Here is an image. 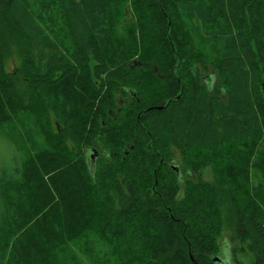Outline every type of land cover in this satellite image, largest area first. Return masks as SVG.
<instances>
[{
  "label": "trees",
  "instance_id": "1",
  "mask_svg": "<svg viewBox=\"0 0 264 264\" xmlns=\"http://www.w3.org/2000/svg\"><path fill=\"white\" fill-rule=\"evenodd\" d=\"M124 1L63 0L67 45L31 0H0V122H13L3 58L14 33L25 44L20 73L49 95L59 130L34 149L7 130L19 159L0 175V232L13 235L0 264H67L55 255L89 230L120 264H228L214 260L224 225L254 236L253 264H264V181L250 182L251 166L264 174V0H142L159 12L157 53L182 58L169 9L197 45L216 49V91L212 76L206 89L182 79L176 59L154 73L156 58L137 66L112 45L106 18ZM224 145L249 151L229 194L201 179L182 189L173 153L214 164Z\"/></svg>",
  "mask_w": 264,
  "mask_h": 264
},
{
  "label": "rangeland",
  "instance_id": "2",
  "mask_svg": "<svg viewBox=\"0 0 264 264\" xmlns=\"http://www.w3.org/2000/svg\"><path fill=\"white\" fill-rule=\"evenodd\" d=\"M31 1L35 9L43 13L48 26L68 45L63 0ZM120 6V9H113L111 15L106 18L111 30V44L129 52L131 62L134 65L141 66L142 58L154 57L156 61L152 71L157 73L156 66L165 67L171 60L176 59L174 69L184 73L183 76L180 75L182 79L186 78L191 83L197 82L199 86L206 89L209 86L206 79L212 76L213 80L210 85L214 91L222 89L224 82L217 68L218 55L216 49L214 47L211 49L202 48L190 39L186 26L181 17L176 15V12L171 13L172 9L169 11L162 10L164 16L168 17V28H174V34L179 38L180 51L178 50V52H182V58H178L179 54L176 57L175 55L172 56L173 52L162 53L158 51L157 53L152 47V45H156L159 36V32H156L159 16L157 10L142 0H127ZM166 46L165 49H169L168 45ZM24 50L25 44L20 36L14 33L12 36L10 35L4 48L3 67L12 84L9 96L13 101L11 109L13 122L10 124L6 120L3 123L0 122V175L14 173V168L19 159L16 145L8 137L7 130L12 129L20 146L29 149L43 146L48 141L47 136H53L59 131L55 115L51 110L49 95L38 93L20 73ZM261 84L264 93V80ZM114 99L119 104L125 98L122 95L121 98L116 95ZM248 152L242 145H224L216 150V161L214 164H210L204 159L205 156L191 152L182 154L175 151L173 154L179 159L172 164L181 170L180 186L182 189L189 180L197 183L201 179L203 183L217 188L221 187L225 193L229 194L231 185L228 184V180L234 168L241 163ZM250 156L251 161H253L257 155L254 152ZM251 178V185L255 186L259 181H264V174L261 170L251 166ZM251 193L255 194L253 191ZM228 215L233 217L230 213ZM11 226L9 227L11 228ZM224 226L217 238V257L227 261L228 264H253L256 253L253 251L255 247L250 246L254 245V236L241 239L236 237L232 225V227ZM27 228L26 223L24 230ZM18 235H22V230L16 233V236ZM14 238L16 239L15 236ZM10 240H13L12 234L7 237L6 232H0V259L4 263H7L12 254L10 252ZM258 247L260 248V245ZM56 258L63 259L67 264L121 263L99 232L96 233L91 230L87 231L79 240L72 242L67 251L55 255V260Z\"/></svg>",
  "mask_w": 264,
  "mask_h": 264
},
{
  "label": "water",
  "instance_id": "3",
  "mask_svg": "<svg viewBox=\"0 0 264 264\" xmlns=\"http://www.w3.org/2000/svg\"><path fill=\"white\" fill-rule=\"evenodd\" d=\"M176 173H178V168L177 167H172ZM215 261H221V259H219L218 257L214 258Z\"/></svg>",
  "mask_w": 264,
  "mask_h": 264
}]
</instances>
